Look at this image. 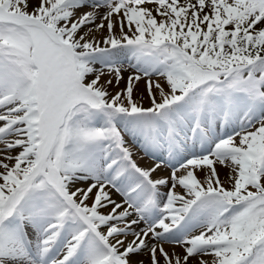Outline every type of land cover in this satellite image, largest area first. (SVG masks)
I'll use <instances>...</instances> for the list:
<instances>
[{"label":"bare ground","instance_id":"6f19581e","mask_svg":"<svg viewBox=\"0 0 264 264\" xmlns=\"http://www.w3.org/2000/svg\"><path fill=\"white\" fill-rule=\"evenodd\" d=\"M4 1L5 0H0V16L2 15L6 19V21L13 19L25 21L26 18L22 17L24 15L21 16V10L19 11L17 7H13L12 10H8L2 7L1 3ZM191 2L192 1L190 0L188 4H186L187 2L185 3L184 10H182L181 6L180 8L166 7L168 3L166 4L165 0H163L162 3H159V1L157 0H126L125 6H122L124 4L123 2L118 3V0H23V2L19 1L18 5L21 8L24 7L29 9L27 10V13L28 11H33L37 8H45L48 11H54L58 18H60L61 16L65 17V20L60 21V24L58 26L59 31L64 32V35H62L60 39L56 40L61 49H63V51L60 49L61 52H65L67 57H74L78 52V56H83L84 58H90L100 55L108 61H112L113 59H125V55H123V53L115 52V48L117 46H127L125 44L127 42L123 40L125 36L135 42L138 41V43H141V36L146 35L147 37L143 38L147 41H152L151 39L160 38L158 41H156L157 44H159V42L173 44L176 40L180 44V40L187 35L183 34L182 31L190 32L191 30L196 31V29L205 30L207 27H210L212 30V28H214L215 26L217 27L218 25H222L223 22H226V26H234L244 22V19L236 18L238 13H244L245 16L249 15V13L247 14V12H245V9L246 6L249 7L250 4H243L242 2L235 0H212V2L208 0H200L199 3L195 2V4H192ZM65 3H67L69 6L66 7ZM117 4L118 6H122V8L118 9ZM227 4L230 5L227 6ZM28 16L27 18H29ZM30 18L31 20L34 19L31 16ZM18 20H16V22ZM32 23L36 22H33L32 20ZM245 25L246 22L244 26ZM43 26L44 25H42V27ZM52 35L53 34H51L50 36ZM53 36L56 37L55 35ZM131 36L135 37L132 38ZM78 45H84L86 49L83 52H79L77 50L79 48ZM108 45H111L114 48L111 47L112 50H109L110 47H108ZM126 53L130 52L127 51L125 52V54ZM59 54L61 53L59 52ZM159 56H161V54L159 53H135L131 60L127 59V62H123V64H119L116 66L117 75L108 70V67H102L103 65L98 62L93 63L85 61V63L82 65V68L79 69V72L77 69L73 71V73L75 72V74L74 77H72V74L69 76L67 75L68 71L71 70H69V68L66 66L68 69H66L67 71H63L66 72L64 74V76L66 77L64 82L60 81L59 78L58 81H55V77L53 75L50 79L52 80L51 83H49L50 80L47 81V84H49V91L48 93L45 92L43 94L44 99H41L42 102L40 103L42 104V107L38 108V110L33 107L30 108L27 112H23V110H21V107L24 105L23 103L21 107L13 103H11L10 105L9 103H7V95L4 96L0 94V113L2 115L0 117V152L2 154V157H0V198L4 201L2 207L0 208V219L6 218L8 221L16 219L17 221H19V223L23 224L26 232L25 235L23 234L22 242L27 246L31 254L36 257V261L28 260L25 257L26 255H22V253H20L14 245H9V242H7L6 245H4V252H0V264H64L63 260L66 258H68V262H73L77 252L80 249H84V247L80 245L73 257L72 252L74 251L76 244L79 243L78 240L80 239V236L82 234H86L85 232H87V230H90L95 234L99 232L102 233L103 237H100L99 241H102V244L107 249V253L105 249L102 254L98 255V257L92 256V260L88 261L87 264H110L112 263V257H114L115 255H122L124 262L127 264L129 262L131 264H142L143 262L144 264H169V261L174 264L184 254V246L188 245L191 241L194 242L195 237H197L196 232L190 233L189 236L191 237V239L186 244L180 242L179 244H175L177 239L175 238L172 240L171 235L160 236L158 234L156 235V237L153 236V238L149 236L151 235V231H149L147 234L142 235V230L146 228L145 226H143V229L136 235L134 243L130 242L129 244H124V246H121L124 242V237L129 235V232L125 230L133 229L135 226H133L132 224H129L127 226L125 222L121 221H119L118 225L109 224L107 226L104 224L107 222V219H105L106 214H109V212L112 211V207H114L113 205L115 202H122V199L116 197L114 192L110 193V189L103 183L99 184L100 186H91L92 179L89 175H87L88 170L86 171V166H84L86 162L84 160H86L87 158L81 159L82 161H79L76 165L68 164L64 166L63 186L62 181L55 179L52 172V168L54 166H52V162L50 160L51 154H47L48 151H50L51 153L56 152L55 146H53L55 133L60 123L62 124V121L64 123L67 121L68 115L66 116V118H64V114L66 110L71 106L69 98L65 99V102L62 104L59 101V97L65 98L69 92L72 93V97L76 96L82 100H85L86 98L94 99V97L98 98L103 95V97H105V99H107L110 104H114L117 107L122 105L126 110L135 109L136 111V108L139 110L150 108V110H148L147 116L151 121L150 123L152 125V128L155 124V121L152 118L153 114L159 111V113L164 116L166 111L164 108L159 106V104L162 102L173 104V97L175 96L172 95L174 93L171 92L169 86L176 85L177 82L179 83L177 75H179L180 73L177 68H172L171 71L164 72L161 77L156 75L155 73H159L161 71V69H159V66L163 64L162 60L159 61L160 64L158 63V65H153L155 64L157 57ZM60 57L62 56L60 55ZM165 58L167 59V57ZM77 72L78 74L76 76ZM0 74L3 75L1 71ZM1 79H3V82H5V85H7L8 87H10V85L17 89L22 87L20 89L19 97H21L20 95H22L27 99H31V94L29 95V93L31 92L28 91V87L32 86L34 82H32V84H29L27 81L25 83L23 81L10 82L8 80H5V78ZM53 82L55 85L58 83H62L64 85V87L62 85L63 89H61L60 86L59 88H56ZM12 100H14V98H12ZM237 102L238 101H236V103ZM178 110L179 109L176 108V111ZM129 112H133V110ZM195 115L198 116L197 111H195ZM254 115L255 113L253 114V116ZM119 118H121L120 113L116 116V120L117 122L121 123L118 120ZM184 118L185 119L183 120L188 123L189 120L186 119L185 116ZM234 120L235 116H233L232 121L228 119L229 122L227 123H229L230 128L235 126L236 123L234 122ZM198 121L199 119L195 117V125L201 126V122L200 124H196ZM256 122L257 123H255L253 127H250V131L245 132L244 130V132L240 131L242 133H239V135H234V139L232 141V144L236 147L235 149H243L244 151L247 150V152L250 151L252 157L254 158L258 153V149H260L261 145L264 146V117L260 120V122ZM227 123L225 125H227ZM170 126L171 123L169 122V129ZM123 129L124 131L128 130L126 126H124ZM186 131L190 133L188 129H186ZM60 132H62V130H59L58 133ZM178 132L181 133L182 130L178 129ZM207 134H214V131L212 130L206 134L203 133L202 135ZM199 135L200 134L197 135V138L195 140H190V144L194 141H201ZM59 136L61 137L60 134ZM60 137L57 136L55 143L57 142V144H59L60 146H66V144H68L70 146L68 148H71L68 140L73 137V133H64L61 139ZM171 138V141L175 140L174 135H171ZM187 138L188 137H186L185 140H188ZM104 139L100 137L99 141H95L91 144V147L93 148L89 150L91 155L94 156V154L101 149V145H103V142L106 152L109 153L113 150V148L111 147L112 145H110L108 142V140H112V137H105ZM208 139L209 144L211 142V139L207 137L206 140ZM125 141L130 146V149L132 148L130 144H135V146L137 147L135 150L131 149V153H129V156L126 158L125 164H133L135 166H139L140 168L144 166V172L145 170L148 171L149 168L152 167V162L154 163V161L142 158L143 155H141L142 153H140V151H144L145 149H147V147L143 145L139 137H136L135 135H128ZM60 142H62V145L60 144ZM155 142L157 141L155 140ZM136 143L138 144L136 145ZM205 146L206 145L202 143L200 147L205 148ZM172 147L173 144L171 143L169 147H162V145L157 142L158 150L150 149L149 152L153 153V155H155L156 157L164 154V156L161 157H163L167 163V157L170 163H179V161L181 162L183 156L180 154H173L175 148L172 149ZM29 151H31V155L26 158L25 156ZM186 151L189 153L198 152L195 151V149L194 151ZM244 151H242L241 153L243 154ZM238 156L239 155L232 157L229 165H227L225 162L221 163L217 161V159H215L213 156L212 158L210 156H199V158L197 157L190 159V161L186 164L181 163V165L177 166L176 168H174L176 164H173L170 169L167 165V168L170 172L172 171L177 174L175 178L170 176V172H165L166 168L162 169L160 166L158 167L155 165L156 167L149 171L150 175L148 176V178L155 182L156 189H160V191H157L158 193L156 194L157 200H159L161 197L159 193H161L162 189L170 188L171 195H174L175 200H177L178 202L177 197L181 198L182 193L184 192L185 194H187L188 189L185 186L186 179H189L188 182H190V180H192V177H194L202 186L204 185L211 188L213 185L215 189V187L220 185L218 188L220 191L222 190L221 188L223 184L224 186L226 185L227 188L231 189V187H234L237 183L242 182V170L240 171V168L242 169V163L244 168V162L249 161V156L247 157V155H243L245 156L246 160L244 162H240L242 158H239L240 160H237ZM73 158H75V156H73ZM120 158L121 157H119L117 153L108 157V159L112 162H115ZM27 159L29 160L27 161ZM68 160L70 161V159ZM24 161H27L28 163L23 164ZM21 162L24 166L22 165L21 168L18 169L17 167L19 164H21ZM23 167L26 169L23 170ZM258 167L259 170L257 169L258 171L254 175L256 178V184L260 181L261 185L264 186V164ZM255 168H257V164ZM9 170L11 171L9 172ZM236 170H238V172H236ZM6 173H8V175H6ZM39 175H42L43 180L41 178V180L38 181L37 184H34L37 180L36 177H38ZM120 176L125 180L124 182L127 183L130 181L133 182V180H135L134 175L131 176L129 174L127 176ZM117 177L118 175L116 174L113 181H115ZM216 177L217 179H219V183L215 182ZM28 184L40 190L55 188V195H60L61 199H63L62 205H66L65 209L67 210V208H70L71 210H74L73 212L76 216V224H82L83 219L85 221L84 227L86 225L88 226L81 229V231H78L75 235L71 234L69 238L63 240V230L68 226L74 228L77 226L76 224H72L71 218L66 217V221H68V223H65L63 217L57 218V215L53 213L51 215H48L46 221H44V225H36V221H32V218L28 220V218L24 216V211H28V209H20L19 211L17 209L21 198L26 197L25 188L28 186ZM143 187H145V185L140 181L138 191H141ZM193 195L195 194L188 193L186 196L188 197ZM108 197L112 198V201H110ZM101 198L103 200H107L110 203L93 209L94 204ZM152 202L155 203L156 198L152 201L150 200V203ZM21 204H25V202H22ZM77 204L87 206V208L91 209V212L89 211L90 215L82 213L80 205ZM178 204L180 205L181 201ZM192 208L193 207H190V209ZM65 209L64 211L66 212ZM119 211L120 210H118V212ZM120 213L123 214L122 211ZM18 215L19 217L17 218ZM77 215L79 217H77ZM95 221H98L97 224H95ZM122 224L126 226L121 227ZM39 225L43 227H41L40 231H37V228L40 227ZM1 226H8V224L2 223ZM60 229L62 231L58 237V231ZM156 229L159 231V229L161 230L162 228ZM233 229H236V226L235 228L233 227ZM253 231L255 233V230ZM13 232L14 231H12V233ZM2 235H4L5 237L9 236L5 232L2 233ZM198 241V238H196L195 243L197 244ZM113 245L118 247L114 248ZM87 248H89V246ZM49 249L50 252L55 251L53 253H56L55 257L52 258L49 255H46V252ZM165 253L166 256L169 257L164 256L163 254ZM99 256H101V258L99 261H97ZM199 256L201 258L196 257L195 255H187L186 257L188 258V260L186 264L218 262L219 259L221 261L223 259L222 256H220V254H218L217 252L201 253ZM123 259L121 260L123 261ZM181 262L182 264H184L185 261L181 259Z\"/></svg>","mask_w":264,"mask_h":264},{"label":"rangeland","instance_id":"374dc122","mask_svg":"<svg viewBox=\"0 0 264 264\" xmlns=\"http://www.w3.org/2000/svg\"><path fill=\"white\" fill-rule=\"evenodd\" d=\"M11 1L12 0H7V1L5 0L4 2L1 3L2 7L8 10H12L13 7H17L19 11L21 10L20 12L21 16L24 15L22 17L26 18L27 20L25 19V21H20L18 19H15V20L13 19V20L6 21V19L2 15L1 16L3 18L0 16V71L3 74V75L0 74V94L4 96L7 95V99H8L7 103H9L10 105L11 103H13L21 107L23 103L24 104L22 106L23 108L21 107V110H23V112H27L30 108H33V107L37 110L38 108L42 107V104L40 103L44 99L43 94L45 92L48 93L49 91L48 90L49 84H47V81L51 79L52 75L55 77L54 79L55 81L56 80L58 81V78H59L60 81L64 82L66 78L64 74L66 72H63V71H67L66 69L69 68V70L71 71H68L67 75L69 76L72 74L73 75L72 77H74L75 72L73 73V71L77 69L79 72V69L82 68V65L85 63V61L93 62V63L98 62L103 65L102 67H106V68L108 67V70H110L113 74L117 75L116 66L119 64H123V62H126L123 60L122 61L117 60V61L111 62L100 55H97L95 57H90V58H84L83 56H78V52L77 54H75L74 57L68 56L70 58L69 59L66 56L65 52H61V50L63 51V49H61L60 45L58 44L56 40V39H60L61 36L64 35V32L59 31L58 26L60 24V21L65 20V17L61 16L60 18H58L54 11L52 10L48 11L45 8H42V9L37 8L36 10L28 11L27 13V10L29 9L24 8V7L21 8L18 5V2L19 1L23 2V0H19V1L13 0L12 2ZM119 1L124 3L122 6H125L126 0H118V2ZM189 1L190 0H187V1L186 0H167V3L169 5L171 3L172 4L178 3L179 6L184 7L185 3L187 2L186 4H188ZM191 1H192L191 2L192 4H195V2L197 3L200 2V0H191ZM208 1L212 2V0H208ZM230 1H233V0H230ZM235 1L242 2L243 4L244 3L250 4L249 7L246 6V9H245V12H247V14L249 13L248 16H245L244 13L242 14L238 13V15L236 16V18L244 19V22L239 23L238 25H234V26L232 25L226 26L225 25L226 22L225 23L223 22L222 25H218L217 27L215 26L214 28H212V30L210 27L206 28V30L209 28V30L207 31L203 29L202 30L199 29V32L201 33H196L195 35H192L195 38L197 37V41H196L197 48L195 49H193L192 43L191 44L189 43V39H190L189 34L190 35L192 34L191 31L189 33L188 31L186 32L188 33L186 42L183 38L180 40V44L179 42H176L177 40L174 42L176 44V47L174 48L173 53L177 54L178 56L173 61H176L177 59H179V57L182 56L183 59L180 61L183 62V64L186 66L183 67L185 69V72L180 70V68L177 65L172 67V68H177L180 72L179 75H177V78L179 80V83L177 82L176 84L177 86L176 85L169 86L171 89V92L174 93L172 95L175 96L173 97V101H175V99H177L178 102L185 101V99L188 100L187 98L190 94L185 98L186 94L184 92L186 91L188 92L189 89H193L194 91L195 87H197V85H199L200 82L203 84L209 83L210 81L209 77L211 76L213 77H218V75L219 77L225 76L228 79L230 78V80L232 81L231 77L236 78L238 76L239 78V76H241L242 73L243 74L250 73L253 66L255 65V64L254 65L252 64L254 60L255 62H257V64L259 62V65L256 68H254V71L256 73L264 72V0H249V1L248 0H235ZM229 5L230 4H227V6ZM65 6L67 7L69 5L65 3ZM122 6H118L117 4L118 9L122 8ZM37 15H40V16H37ZM27 16L29 18L30 16L34 18L32 20L33 22L35 21L37 24L32 23L31 18L29 20ZM16 20H18L17 21L18 23L16 22ZM51 21H54V22H51ZM245 22H246V25L244 26ZM42 25L44 26L42 27ZM51 34L55 35L56 37H54L53 35L50 36ZM131 37L134 38L135 36H131ZM143 37H147V36L146 35L141 36L142 38L140 39L141 43H138V44L141 45L143 49L145 50L146 48L150 47L149 45L150 43L149 41L147 43V40L144 39ZM159 39L157 38V39H151V40L152 41L154 40L156 42ZM123 40L126 42V40H131V39L128 37L126 38L125 36ZM128 45H132V43L129 42L127 46H121V45L117 46L115 48V52L116 53L121 52L123 53V55H125V52H127V50H124V48L127 49L129 47ZM165 45H166L165 43L164 45H161L164 48L162 50L163 53L165 52V49H169L165 47ZM80 46L81 45H78L79 48L77 47L78 48L77 50L79 52H83L86 48L84 47V45H82L81 47ZM59 52L61 54H59ZM60 55L62 57H60ZM106 62H111V64L107 65L105 64ZM153 65H156V64H153ZM52 67H54L55 69ZM172 68H170L168 65L164 66V64H162L159 66V69H161V71L155 74L161 77V75L164 72L171 71ZM218 69H224V71L220 73H216ZM78 72L76 73V76ZM204 77H207V78L204 79ZM1 78H5V80H8L10 82L11 81L13 82L23 81L25 83L27 81L29 84H32V82H34L32 86L28 87V91L31 92L29 93V95L31 94V99L30 98L27 99L22 95H20L21 97H19L20 89L22 87L19 89L14 88L12 85L8 87L7 85H5V82H3V79ZM193 78H196L197 80L192 81ZM242 79H243V76H242ZM51 81L52 80H50L49 83H51ZM213 83H214V80H213ZM56 85L54 84L56 88L57 87L59 88L60 86L61 89H63L64 87L62 83H58ZM245 85H246L245 83L242 84L241 88L244 87ZM202 88L204 89L205 87H202ZM183 93L184 95L181 98L180 95H182ZM189 97L190 98L187 102L188 104L187 103L180 104L182 110L184 109V107L188 109L191 100L194 99V97L192 96H189ZM12 98H14V100H12ZM67 98H69L70 105H71L70 106L71 109L68 108L64 114V118H66V116L68 115V118L66 121L67 123L66 122L64 123L62 121V124L60 123L55 133L53 146H55L56 152L51 153L50 151H48L47 153L48 155L51 154L50 160L52 162V166H54L52 168L53 169L52 172H53L55 179L62 181V185L64 186V174H63L64 166L68 164L76 165L79 161H82L81 159L87 158L86 160H84L86 161L84 165L86 166L85 167L86 171L87 170H88L87 172L90 171V174H94L95 172L97 174L100 173L99 179H97L96 176L89 175L92 179L91 186L96 187L95 185L100 186L99 184L103 183L107 185V187L110 189V193L114 192L116 197H119L120 199H122V202L120 201H119L120 203L115 202L113 205L114 207H112V211L115 213L114 217L118 221H121V222L126 221L127 226L129 225L128 224L129 221H132V222L134 221L133 226H135V232H138V233L143 229V226H145V224L148 227L149 225H151V223H157V222H162V221L164 222V216L166 214L172 213V211L176 207L179 206L177 205V203L185 199L184 198L186 197L185 192L182 194L183 197L182 196L181 198L177 197L178 202L177 200H175V201H172V203H169L171 201V197L169 195L170 188L162 189L161 193H159L161 197L159 200H157V204H154L152 206L153 208L150 206L152 209L150 208L151 211L150 210L148 211V208L142 205L143 201L150 199V196L149 198L146 196L148 187H145L144 189L142 188L141 191H137V189H133V187L128 186L129 183L124 182L122 178H120L119 180L117 179L115 181L112 180V178L115 177L116 173H118L120 170L125 168V167L119 168L118 164L124 163L126 157H123V155L129 151V148H126V147H130V146L125 141L128 135L129 136L135 135L136 137H139L142 144L144 143L146 147L148 146V149L156 148L155 147L156 145L153 142L155 132L150 131L148 129L149 127L147 124L149 121L147 120L146 116L150 108L142 109V110H139L136 108V111L135 109H133L132 114H128L122 105L117 107L114 104H110L108 100L105 99V97H103V95H101L98 98L94 97V99L86 98L85 100H82L76 96L72 97L71 92H69L65 98L59 97L60 103L63 104L65 102V99ZM255 110H257L256 107H254L251 110L253 114L255 113L254 112ZM124 112H125V117H123ZM114 113H115V116L119 115L120 113L121 118H119L118 120L121 123L116 121V117L114 116ZM261 115H264V114H261V112L257 111L254 116L252 117L250 116L251 120L249 124L252 125L250 127H253L255 123H257L256 121L260 122V120L263 117ZM124 120H126L127 122L125 123ZM92 121L94 122L92 123ZM89 122H91L92 124H90ZM234 122L236 124H241V122L239 123L236 120V116H235ZM242 122H244V118ZM127 124H134V126L129 127ZM124 126L127 127L128 129L127 131L126 130L124 131L123 129ZM237 127L239 128V130L237 131V134L234 133L233 135H231L233 133L234 128L232 127L233 128L232 130L229 126L230 129H226L225 134H223L226 137H222L223 136L222 135L221 137L218 136L216 138L214 137L213 139H211L212 136L217 135L215 131H214V134L202 135L203 137H201V141L206 146L205 148H203L202 152L199 154L198 152L189 153L186 150L194 151V149H197V146L199 142L201 141H194L192 143L194 145L192 148H189L188 145H187L188 147L184 146L180 150H178V148L177 149L175 148V150L173 151L174 152L173 154L175 155L180 154L183 156L181 159L182 161L181 162L179 161V163H167L166 160H164V158L161 157V156H164V154L159 157H156L155 155H153V153H150L148 149L147 151L143 152L144 154L143 156H145L146 158L149 157L150 161H154V163L152 162L154 164L153 165L154 167L156 165L158 167L160 166L162 169L166 168L165 172H170L168 169L170 167V164L172 165L176 164L174 166V168H176L177 166L181 165V163L186 164L190 161V159L197 158V157L199 158V156H206V157L210 156L211 158L213 156L215 159H217V161L221 163L225 162L227 165H229L231 158L239 155L240 157L238 156L237 160L239 158L240 159L242 158L240 162H244L246 161L245 156L247 155L248 157L249 155H251V152L250 151L247 152V150L244 151L243 149H240V150L235 149L236 147L235 145L232 144V141L234 139L233 138L234 135H239V133L244 132V130L245 132H247V129H250V127L249 128L243 127V126H237ZM59 130H62V132L58 133ZM69 132L73 133V137H71V139L68 140V143H70L71 148H68L70 147L68 144H66V146H60L59 144H57V142L55 143L57 136L60 137L59 134L62 137L64 133L66 134ZM162 134L163 136H166V134L163 131H161V135ZM104 135H106V137H110V136L112 137V142H113L112 147H114V149L112 150L111 153H107L104 150H99L98 152L94 154V156L91 155V153L89 152L90 149H93L91 147V144L95 141L96 142L99 141L100 139L99 136L104 137ZM207 137L211 139V142L209 144H208L209 139L206 140ZM220 139H222V141L217 143L218 142L217 140H220ZM62 142H60L61 145H62ZM137 144L138 143H136V145ZM130 145L132 147L131 149L135 150L137 148L135 144L134 145L130 144ZM124 149L125 151L123 153H120ZM242 151H244L245 153L243 152L242 154L241 153ZM115 153H118V156H120L121 159L116 160L115 162H112L108 159V157L111 155H114ZM30 155H31V151L27 152L25 157L28 158ZM72 155L75 156V158H73ZM0 157H2L1 152H0ZM252 158H254L252 157V155L249 156V161H246L247 163L244 162V168H243V163L241 166L242 169L240 168V171L242 170L241 171L242 172L241 181L243 182V185H242V182H240V183H237L234 187H231L230 189V188H227L226 185L224 186L223 184L221 188L222 192L218 189L220 185L217 186L215 189L212 186L214 190L212 188L210 190L202 189L203 191L201 192L204 194L200 196L198 200L199 203H197V205L193 204L192 210L187 215V217L184 219L185 222L191 221L193 225L189 226L185 230V232L179 236V238L182 240L185 238L186 236L185 234H187L188 238H185L186 240L184 242H181L177 239L175 244H179V242L186 244L191 239V237L189 236L190 233L196 232L197 234H200V231H201L200 228L204 230L206 229L203 233L204 236L201 235L198 237L199 241L197 243L200 244L202 242L201 239H203V237L206 238L209 236L210 237L220 236L217 238L223 241H220L217 247H213V248H217L219 251L223 250L224 248L223 251L224 252L226 251L227 255L229 254L228 259H226L227 261H224L223 264H228L229 261L235 258L234 254L231 252L230 249L231 247H233V245H236L238 243H243L244 250H245L244 252H242V256L238 264H264V243L262 240L264 238L262 234L264 233V188H263L264 186L261 185L259 180H258L259 182L257 181L258 183L256 184V178L254 176L255 173L259 170L258 166H262L264 164V146L261 145L260 149H258V153L256 154L255 158L254 159ZM29 159H27V161ZM68 159H70V161ZM27 161H24L23 164H27L28 163ZM167 161H169L168 157H167ZM23 164L21 162V164H19L17 168L20 169ZM256 164H257V168H255ZM167 165H168V168H167ZM22 169L25 170L26 168L23 167ZM96 170H99V171H96ZM10 171L11 170H9V172ZM135 172L138 174L137 171ZM236 172H238V170H236ZM143 173L145 174L144 171ZM137 174L134 173L135 176H138ZM6 175H8V173H6ZM130 175L133 176L131 173ZM170 176L175 178L177 175L175 172L171 171ZM41 178H42V175L41 176L39 175L38 177H36L37 180H36V183L34 184H37V182L40 181ZM218 180L219 179H217L216 177L215 182H218ZM187 189L189 192H192L193 189H196V185L192 183L189 185ZM25 190H26V197H24V199L23 198L21 199H23L22 202L26 201V203L21 204L19 210L26 209V208L29 210L30 206L36 207L38 209L37 213L31 216L32 221L33 220L36 221V225L44 224V221H46V218L48 217V215H46L47 213H50V214L60 213V215L65 214L64 209L66 208V205H62L63 199H61L60 195H57V194H56L57 196L55 195V192H56L55 188L53 189L48 188L46 190L45 189L40 190L28 184ZM98 197H101V196H98ZM110 199L112 201V198ZM3 202L4 201L1 200L0 198V208L3 205ZM109 203L110 202H108L107 200H103L101 198L99 201H97L94 204L93 209H96V207H101L102 205L109 204ZM133 204H136V205L133 206ZM77 205H80L82 213L84 214L89 213L90 210L87 213H85V210H84L85 206H82L81 204H77ZM118 210L120 211L118 212ZM42 211L47 212V213L42 214ZM121 211L123 214L120 213ZM215 211H217V214L219 215V221L216 222V224L214 225L213 220L215 218V214H214ZM113 212H110V213H113ZM28 214H30V212H28ZM66 214L69 218L74 219L75 215H74L73 210L67 209ZM107 215L108 214H106V216ZM72 223L75 225L74 222ZM124 224H122V226ZM235 226H236V229H233V227L235 228ZM41 227L42 226L38 227L37 231H40ZM227 227H232V228L227 229ZM130 230H133V229H130ZM176 230L177 228H173L170 231L173 232ZM180 230L181 228L178 227V231ZM229 230L233 233H230ZM253 230H255V233ZM70 231L71 230L66 229L65 235H68ZM131 234L132 233H130L128 237H130ZM158 234L160 236L167 235L166 232H161L160 229H159ZM168 235L172 236L171 238L172 240L175 239L176 236H178L175 233L168 234ZM135 236L136 235H134V237ZM149 236L153 237L154 235L151 232V235ZM260 236L262 237V239ZM7 242H9L10 245L11 244L14 245L15 248L20 253L24 252V255H26L25 246L22 244L20 235L15 234L13 237L12 236L5 237L4 235H2V238H0V252H4L3 251L4 245H6ZM86 242L88 243L87 247L88 245L91 246L90 250L87 251L88 249L87 247L85 250L83 251L81 250L82 255H80L77 258V260L72 264H86L88 263V261L92 260V256L98 257V255L102 254V252L104 251L101 245H98L94 242V236L88 235ZM245 242H249V243L244 244ZM190 243H193V242L191 241ZM198 244L195 243V245H197L198 248L202 249L203 245L202 244L198 245ZM186 246L187 245H185V247ZM219 251H217V253L220 254L222 258H224L225 253L219 252ZM89 252L94 253V254L92 255ZM203 253H212V252L206 251ZM188 254L192 255L191 252H188ZM200 254L201 253H196L193 255L201 258L199 256ZM186 258L187 257L185 256L184 264L187 263L188 258L187 259ZM121 259H123L122 255L120 256L115 255L112 258L111 262L112 264H127L124 262V259L123 261ZM169 263L172 264L171 261H169ZM128 264H131V263L129 262ZM142 264H144V262ZM179 264H182V262H180Z\"/></svg>","mask_w":264,"mask_h":264}]
</instances>
